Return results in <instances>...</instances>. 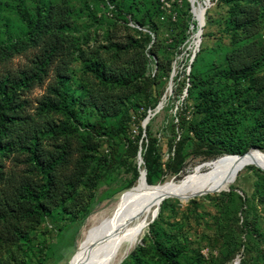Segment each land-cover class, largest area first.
Returning <instances> with one entry per match:
<instances>
[{"label": "rangeland", "instance_id": "rangeland-1", "mask_svg": "<svg viewBox=\"0 0 264 264\" xmlns=\"http://www.w3.org/2000/svg\"><path fill=\"white\" fill-rule=\"evenodd\" d=\"M116 1L121 2L120 12L110 0H0V45L23 38L24 29L16 4L28 13L33 12L38 3L68 7L73 11L68 36L76 45L68 85L78 89L86 84L98 91L104 90L84 69V57L91 60L95 57L112 68L137 59L145 64L144 76L153 78L150 91L153 95L160 93L158 104L162 102V108L148 120L149 126L143 127L144 119L155 108L152 111L144 109L137 88L120 91L118 94L126 97L118 112L102 115L87 106L82 107V111L76 110L88 123L100 120L103 129L95 132L72 124L76 128L73 136L61 138L51 133L50 126L66 118L61 113L40 109V102L51 97V88L56 84L52 73L42 84L25 91L18 113L29 118L31 126L24 130L28 127L41 129L37 148L44 157L66 147L69 161L57 174L61 180L69 178L67 181L77 186L71 191L70 187L62 185L59 193L69 190L71 199L59 197L57 205L50 204L40 216L27 213L28 203L25 202L18 214L0 221V231L18 227L29 240L27 244L18 241L15 247L5 248L0 253V264L13 257L22 261L28 257L31 262L27 264H39L45 258V264H74L84 236L118 205L116 198L122 192L137 185L141 170L149 172L148 186H193L225 160L241 156L227 154L197 140L188 130L189 125L201 118L195 112L194 101L187 98L188 73L191 65L193 71L204 78L226 68L225 53L234 45L225 25L230 5L209 0L196 46L198 28L193 30L191 22L196 21L189 0ZM244 1L262 3L259 5L261 18L257 41L264 47V0ZM202 2L194 0L197 11L201 12L198 3ZM138 23L144 26L139 27ZM150 46L160 66L148 55ZM34 54L35 48L27 46L11 57L0 58V78L7 73L15 75L19 69L27 67ZM263 77L264 61L255 82ZM252 85L247 81L237 92L233 85L219 80L218 89L223 97L231 91V99H225L220 107L238 114L236 135L246 150L242 155L249 150L264 155V140L258 142L261 149L246 144L250 129L259 117L248 108L249 101L244 100L253 97ZM147 147L152 150L149 167L142 158ZM40 179L29 152L16 145L0 155V194H9L6 188L11 187V183L25 181L37 186ZM158 212L161 216L154 220L153 228L145 227L118 264H163L155 253L153 233L158 234L164 245H181L179 264H264L262 163L259 167L241 165L232 172L227 186L220 192L187 201L164 199ZM138 247L142 248V253L137 263L130 253Z\"/></svg>", "mask_w": 264, "mask_h": 264}, {"label": "trees", "instance_id": "trees-1", "mask_svg": "<svg viewBox=\"0 0 264 264\" xmlns=\"http://www.w3.org/2000/svg\"><path fill=\"white\" fill-rule=\"evenodd\" d=\"M110 1L114 2L117 11L120 12L121 2ZM219 1L230 5L225 25L234 45L225 53L226 68L218 70L207 78L195 73L191 65L186 93L187 98L194 101L195 112L200 114L201 118L198 122L189 125L188 130L194 138L205 141L214 148L221 149L227 154L242 155L246 150L240 145V139L236 135L238 114H231V111L228 112L220 107L225 99H231V91L223 97L218 86L220 80L230 86L233 85L234 90L238 92L245 82L249 81L253 84L251 87L253 97L244 100L249 101L248 108L259 117L254 121L255 126L250 129L246 144L250 148L261 149L258 142L264 140V77L259 82H255V78L264 61V47L257 41L261 18L259 5L262 3L244 0ZM16 10L23 25V38L18 37L14 42L1 44L0 58L11 57L19 52V49L27 46L35 48V54L29 59L27 67H22L15 75L7 73L0 78V155L16 145L23 151L29 152L41 179L37 186L25 181H19L16 185L11 183V187L6 188L10 191L9 194L4 192L0 194V221H6L8 216L18 214L25 202L28 203L27 213L40 216L49 209L50 204L56 206L59 197L66 196L67 200L71 199V191H75L77 186L73 185L72 181H67L69 178L65 181L61 180L57 174V171L69 161L66 147L60 152L44 157L37 148L41 129L28 127L24 130V127L31 126L29 118L22 117L18 113L22 106L21 96L25 91L32 89L36 84H42L52 73L56 84L51 88V97L40 102V109L61 113L66 118L64 122L50 126L51 133L61 138L73 136L76 128L72 124L81 125L95 132L104 128L100 120L95 123L84 121L76 112V110L82 111V107H90L102 115L118 112L124 106L126 97L118 93L137 88L138 94H141L142 106L152 111L158 104L160 96V93L153 95L150 91L153 78L144 76L145 64H141L137 59H133L129 64L112 68L95 57L93 60L84 57L82 59L85 64L84 69L104 90L98 91L86 84H81L78 89L70 87L68 85L71 79L70 69L74 60L72 55L76 49L75 43L68 36L72 27V9L55 4L38 3L31 13L22 11L19 4H16ZM191 23L195 31L197 24L194 21ZM137 25L144 26L141 23ZM148 55L153 56L156 64L160 66L156 55L152 53V46L148 50ZM141 86H144L142 90ZM151 153L152 150L147 147L145 154L142 155L147 167L150 166ZM149 177L147 170L145 174L147 182H150ZM62 185L70 187L71 191L59 193ZM160 216L158 212L156 218ZM154 220L148 224L150 229L155 224ZM153 234L155 253L163 264H179L181 245L178 243L164 245L158 234ZM18 241L27 244L29 240L26 233L18 227H6L0 231V253L5 248L15 247ZM141 253L142 248L138 247L130 255L138 263V256ZM46 261L47 258L42 259L39 264H45ZM27 262H31L28 257L25 261L13 257L5 264H27Z\"/></svg>", "mask_w": 264, "mask_h": 264}, {"label": "bare ground", "instance_id": "bare-ground-1", "mask_svg": "<svg viewBox=\"0 0 264 264\" xmlns=\"http://www.w3.org/2000/svg\"><path fill=\"white\" fill-rule=\"evenodd\" d=\"M190 2L192 13L200 23L203 22L202 10L197 11L194 0ZM261 163L264 165V155L253 151H250L248 157L233 156L219 167L206 172L193 186H148L141 175L137 185L122 192L116 198L118 205L84 236L74 264H118L148 226L149 219L162 198L187 201L197 196L220 192L227 186L232 172L241 165L244 167L253 164L259 167Z\"/></svg>", "mask_w": 264, "mask_h": 264}, {"label": "water", "instance_id": "water-1", "mask_svg": "<svg viewBox=\"0 0 264 264\" xmlns=\"http://www.w3.org/2000/svg\"><path fill=\"white\" fill-rule=\"evenodd\" d=\"M189 3H190V6H191V10H192V3L190 2V0H189ZM208 4H209V0H206V1L203 0L202 4H201V3H198L199 7H201V10H202V16L204 15L205 10H206ZM193 18L195 19L196 24H197V28H198L197 31H196V41H195V45L197 46L198 43H199L200 34H201V29H202V26L204 25V21L200 23L199 20H198L197 18H195L194 16H193ZM170 89H171V86L169 85V86H168V91H170ZM161 108H162V102H160V103L155 107V109H154V111H153L152 113H149V114L146 116V118H145L144 121H143V127L146 126V124H147L148 120L150 119V117L153 116L155 113H157ZM251 150H252V149H251ZM258 151H259V150H258ZM248 154H250V150L247 151L243 156H244V157H245V156L248 157ZM137 158H138V164H140V163H141L140 151H138V153H137ZM145 174H146L145 171L142 170V171L139 172V177H141V175H142L143 179L146 180V178H145ZM166 197H169V196H166ZM163 199H165V198H162L161 201H163ZM160 204H161V203H160ZM158 209H159V205H158L157 208H156L155 214H154V216L152 217L151 222L156 218V216H157V214H158Z\"/></svg>", "mask_w": 264, "mask_h": 264}]
</instances>
